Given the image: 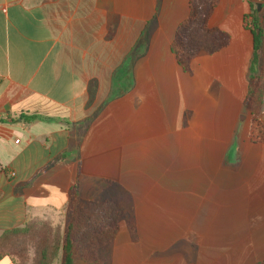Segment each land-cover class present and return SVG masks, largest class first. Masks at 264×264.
<instances>
[{
  "label": "crops",
  "instance_id": "0c3cea01",
  "mask_svg": "<svg viewBox=\"0 0 264 264\" xmlns=\"http://www.w3.org/2000/svg\"><path fill=\"white\" fill-rule=\"evenodd\" d=\"M263 4L218 0L229 44L195 27L185 72L189 0H0V237L63 235L76 186L124 209L92 264H264V126L245 105Z\"/></svg>",
  "mask_w": 264,
  "mask_h": 264
},
{
  "label": "trees",
  "instance_id": "16d2710c",
  "mask_svg": "<svg viewBox=\"0 0 264 264\" xmlns=\"http://www.w3.org/2000/svg\"><path fill=\"white\" fill-rule=\"evenodd\" d=\"M217 2L218 0H189L190 16L179 25L172 46L177 62L185 72L190 71L191 54L195 51L190 50L188 45L190 33L195 27L199 26L201 31L208 36H216L221 42L220 48L229 44L230 37L226 33L219 29L209 28L208 25ZM250 25L254 26L256 31L257 63L264 47V31L260 17L254 15ZM246 26L249 27V24L246 23ZM204 49H202L204 52L209 50V48ZM198 50L200 49L196 51ZM263 84L264 79L260 75L250 79L249 95L245 105L251 112L253 123L257 112L260 113ZM38 118V116L32 117L34 120ZM69 203L73 215L63 235L49 225L38 226L36 224L28 225L22 230L7 232L0 237V258L4 255H18L23 264L26 260L25 248L19 249L15 246L20 243V240H24L36 251L33 264H53L60 251L63 252L62 264H74L77 260L88 264L95 263L98 250L114 239L123 212L112 202L82 203L76 186L70 193Z\"/></svg>",
  "mask_w": 264,
  "mask_h": 264
},
{
  "label": "rangeland",
  "instance_id": "374dc122",
  "mask_svg": "<svg viewBox=\"0 0 264 264\" xmlns=\"http://www.w3.org/2000/svg\"><path fill=\"white\" fill-rule=\"evenodd\" d=\"M264 1V0H263ZM264 5V4H263ZM260 20H261V27H262V29H263V31H264V7L262 8V10H261V16H260ZM195 35H196V32L194 33ZM193 34V35H194ZM263 36H264V34H263ZM259 67L261 68V69H263L264 70V54L263 55H261V59L259 60ZM255 122H254V128L255 127H261V126H264L263 125V123H264V116H262L260 113H259V111L257 112V114H256V116H255ZM80 195V194H79ZM80 199H81V201H82V203H86V202H88V201H96V202H112V204H114V205H116V206H118L121 210L123 209L122 208V206L119 204V203H116V201H114V200H107V201H100V200H96V199H93V200H91V199H83L82 198V196H80ZM124 210V209H123ZM123 210H122V212H123ZM124 213V212H123ZM68 214H69V221L71 220V218H72V208L71 207H69L68 208ZM69 221H68V223H69Z\"/></svg>",
  "mask_w": 264,
  "mask_h": 264
},
{
  "label": "built area",
  "instance_id": "2783aa9c",
  "mask_svg": "<svg viewBox=\"0 0 264 264\" xmlns=\"http://www.w3.org/2000/svg\"><path fill=\"white\" fill-rule=\"evenodd\" d=\"M260 114L262 116H264V84H263V92H262V99H261Z\"/></svg>",
  "mask_w": 264,
  "mask_h": 264
}]
</instances>
